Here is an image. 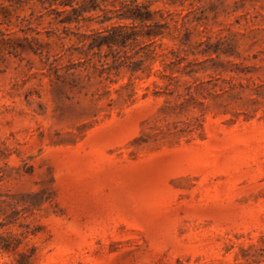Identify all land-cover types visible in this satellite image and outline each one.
<instances>
[{"label":"rangeland","instance_id":"374dc122","mask_svg":"<svg viewBox=\"0 0 264 264\" xmlns=\"http://www.w3.org/2000/svg\"><path fill=\"white\" fill-rule=\"evenodd\" d=\"M22 1L0 0V264H264V0L155 3L175 65L111 80L57 79L76 24Z\"/></svg>","mask_w":264,"mask_h":264},{"label":"trees","instance_id":"16d2710c","mask_svg":"<svg viewBox=\"0 0 264 264\" xmlns=\"http://www.w3.org/2000/svg\"><path fill=\"white\" fill-rule=\"evenodd\" d=\"M160 1L164 0H113L111 4L114 10L109 8V0L60 2L62 10L53 9L57 16L55 20L62 25L76 24L77 32L65 27V36L59 37L61 41L73 38L76 41L70 47L63 43L61 58L68 56L70 59L67 66L55 67L57 79H61L62 70L73 76L77 72H87L86 77L89 79L97 74L104 80H111L113 72L119 73L123 68H127L133 75L148 73L150 76L153 66L159 60L165 68L175 65L168 62L169 53H159L157 50L158 40L162 41L172 35L164 10H153L154 4ZM41 3L47 10L46 2ZM100 13L104 14V19L99 22L100 28H92L90 24L95 22V15ZM111 13L115 16H109ZM82 28L87 30L83 32ZM75 56L79 57L77 63L73 61ZM0 247L4 251L12 250L10 245L0 243ZM15 264H32V256L21 253Z\"/></svg>","mask_w":264,"mask_h":264}]
</instances>
